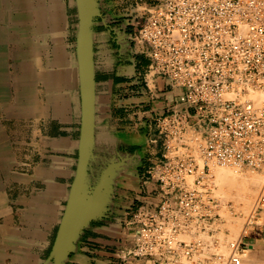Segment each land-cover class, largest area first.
<instances>
[{
    "label": "built area",
    "instance_id": "1",
    "mask_svg": "<svg viewBox=\"0 0 264 264\" xmlns=\"http://www.w3.org/2000/svg\"><path fill=\"white\" fill-rule=\"evenodd\" d=\"M145 9L133 42L160 106L150 112L152 158L141 180L160 202L127 213L118 264H186L204 245L184 233L220 218L212 168L264 173V0H155ZM254 209L264 210V190ZM242 240L214 254L215 264H243Z\"/></svg>",
    "mask_w": 264,
    "mask_h": 264
},
{
    "label": "crops",
    "instance_id": "2",
    "mask_svg": "<svg viewBox=\"0 0 264 264\" xmlns=\"http://www.w3.org/2000/svg\"><path fill=\"white\" fill-rule=\"evenodd\" d=\"M53 36V52L48 35L38 41L31 37L20 54L13 29L0 23V264H40L47 259L60 205L67 199L76 167L81 135L79 84L67 81L65 32L58 29ZM107 41L105 34L96 32L95 142L110 135L118 144L150 151L147 126L150 112L160 103L148 94L140 61L120 64L121 54ZM156 83L158 91L166 89L165 81ZM163 94L177 91L159 95ZM134 155L119 154L126 160ZM135 171L120 178L124 190L117 199L121 200L117 214H123L128 200L138 199L152 209L160 202L156 186L142 189V180L130 177ZM256 230L253 226L243 237L247 254L264 253V229ZM85 239L69 264H102L87 253Z\"/></svg>",
    "mask_w": 264,
    "mask_h": 264
},
{
    "label": "rangeland",
    "instance_id": "3",
    "mask_svg": "<svg viewBox=\"0 0 264 264\" xmlns=\"http://www.w3.org/2000/svg\"><path fill=\"white\" fill-rule=\"evenodd\" d=\"M154 2L155 0H103L101 7L103 21H99L100 18L97 20L101 25L98 28H105L108 25H112L111 22L113 20H119L120 26L116 28L117 31L120 32L129 28L131 29V32L133 34L132 37H134L135 33L138 31L141 23H143L147 15V11L145 8H149ZM0 23H2L3 25L9 24L11 26V29H13L15 39L14 42L19 44V50L21 52L20 54H22V51L26 49V44L30 41L31 37L34 36L36 41H38L40 39L42 40L44 36L48 37V35L51 39V52H53V49L55 48L53 34L55 33V31L57 32L56 29L58 28L59 31L63 32V34L65 32L68 67L66 73L67 81L69 83L78 82V72L74 48V35L76 30L75 26L77 23L74 0H0ZM119 28H122L123 30ZM103 31V29H98L96 32L103 33ZM120 46H122L123 60L126 61L127 64L131 63L130 59H132L134 62H137L138 60L141 61L143 66L141 68V71L142 74L145 75L149 62L142 54L137 53L138 49H136V46L134 45L133 38H128L126 36L125 39L120 40ZM40 53L42 54V50L40 51ZM151 86L153 87L152 84ZM148 94L151 97V93L149 92ZM119 145L122 144H118L117 138L115 137V140L113 141V137H111L110 135H106L102 139H99L98 144H96L95 146V150L93 153L94 158L91 161L88 171L89 185L93 188L98 182L102 172L106 168L113 164L118 165V167L114 171L113 181L110 184L112 187V208H117V203L121 201L117 200L121 198V193L124 190V185L123 182L120 181V178L124 173H129L125 171V168H128V165L130 163H134L135 161L139 160L138 163H143L142 168L139 169L141 170L140 175L142 176L144 175L146 168L150 163V158H152L151 148H149L150 151H146L142 148L141 151H138L136 153V155L129 158V160H126L125 157L121 158L119 156V154L122 155V153H120L119 151ZM217 168L218 167H213L211 172L213 173V169ZM75 170L76 167L74 168V172ZM139 170H137V172ZM238 172L248 177H255L258 180V193L254 202L252 203V206L249 208V210H245L246 212H243L244 209H242L240 205H237L235 201L230 198L231 196L227 198L226 195L230 192H228L227 194L226 192H224V194L222 192L223 189L219 188V186L216 184V181L214 182V175L211 174L212 181L215 183L214 195L215 197L217 195L216 199L219 203L218 213L220 215V218L217 217L215 219H212L211 221H204L197 225H193L188 231L190 232L194 230L196 233L195 236L197 235L196 238H193L191 240L188 239V241L187 239H184V237H182L183 240H185L186 242L188 241L187 243H195L201 241L204 245L202 247V250L199 249L196 252L193 260L189 262L186 261V264H215L213 255L216 254L219 250H223V247H226L229 250V243L239 240V238H233L232 232L229 231L231 224L233 226H236L238 232L241 234L244 232V229L246 227H248L249 233L252 230L253 226H256V231H259L258 228L264 229V210L255 212L254 209L255 203L260 193L264 190V173L248 168L241 169ZM141 176L139 177V179L141 178ZM66 201L65 203L60 205L59 222L64 213V209L67 203ZM127 202V207L124 209L123 214L120 215L118 222L111 225H104L107 228L99 226V232L92 231V229L96 228V226L92 224V228L85 234V236L90 239V244L85 245L87 253L89 255H92L93 258L99 259L102 264H118L119 260L117 254L119 246H122L123 235L121 234V232H123V229L125 228L127 213L130 212L131 209H135L141 205L138 199L128 200ZM236 207H240L242 210L238 208L239 211H237ZM253 212L254 217H250ZM58 226L52 234L51 248L56 238ZM203 235L207 236L208 238H210V240L213 241L205 242V240H203ZM220 235L223 236L224 239L227 238V244L225 241V245L223 244V242H220ZM229 235L232 236L229 237ZM244 235L242 236V238L244 237ZM98 239H108L110 240V242H112V244H105L101 240L97 241ZM214 242H217L219 245V248L216 247V252H214L215 247L212 246ZM220 243L223 247L220 245ZM123 246L125 247L124 244ZM243 264H264V253L260 254L258 252L256 253L250 251L247 256H244Z\"/></svg>",
    "mask_w": 264,
    "mask_h": 264
},
{
    "label": "water",
    "instance_id": "4",
    "mask_svg": "<svg viewBox=\"0 0 264 264\" xmlns=\"http://www.w3.org/2000/svg\"><path fill=\"white\" fill-rule=\"evenodd\" d=\"M103 0H74L76 9L75 57L81 97V135L73 181L60 219L49 256L42 264H69L78 244L92 224L108 218L111 212L114 171L118 165L106 168L96 185H89L88 171L94 158L95 142V27L100 26Z\"/></svg>",
    "mask_w": 264,
    "mask_h": 264
},
{
    "label": "bare ground",
    "instance_id": "5",
    "mask_svg": "<svg viewBox=\"0 0 264 264\" xmlns=\"http://www.w3.org/2000/svg\"><path fill=\"white\" fill-rule=\"evenodd\" d=\"M59 2V1H58ZM45 3V2H44ZM65 4V3H64ZM49 5V4H48ZM42 10V9H41ZM48 10V9H47ZM64 10V9H63ZM62 10V11H63ZM39 11V10H38ZM30 15V14H29ZM65 16V15H64ZM63 17V16H62ZM48 18V17H47ZM66 19V18H65ZM65 23V22H64ZM59 24H60V22H59ZM63 24V23H62ZM59 29V28H58ZM58 29H56L57 30V32H58ZM57 32L55 31V34H57ZM69 57V56H68ZM69 62V61H68ZM67 67V66H66ZM68 68V67H67ZM71 72V71H70ZM216 168V167H215ZM214 171H213V173H212V175H214V178H215V180H214V182L216 181V184L219 186V188H221V189H223L222 190V192L224 193V192H226V194L228 193V192H230L229 194H227L226 196H227V198L228 197H230V198H232L234 201H235V203L237 204V205H240V207L242 208V209H244V211L243 212H246L247 210H249V208L252 206V203L254 202V200H255V198H256V195H257V193H258V180L255 178V177H248V176H245V175H242V173L240 174L238 171H233L232 169H230V168H220V167H218L217 169H213ZM221 189H220V191H221ZM215 193V192H214ZM260 193V192H259ZM225 194V193H224ZM232 194V195H231ZM229 195V196H228ZM216 197H217V195H216ZM229 198V199H230ZM240 207H238V208H240ZM237 208V207H236ZM238 208H237V211H239L238 210ZM240 208V209H241ZM241 209V210H242ZM246 210V211H245ZM254 217V212L250 215V217ZM233 223V222H232ZM251 223V222H250ZM230 224H231V222H230ZM230 227V226H229ZM228 229V228H227ZM226 229V230H227ZM229 231L230 232H232V235H233V238L234 237H236V238H239V240L242 238V236L246 233L245 231H246V228L244 229V232L241 234V233H239L238 232V230H237V227L236 226H233L232 224H231V227H230V229H229ZM195 231L194 230H192V231H188V232H186L184 235H183V237H184V239H189V240H191V239H193V238H196V236H195ZM232 235H229V237L230 236H232ZM202 236V235H201ZM220 238V242H223V244H224V241L226 242L227 240V238L226 239H224V237L223 236H219ZM228 237V238H229ZM198 238V237H197ZM201 238V237H200ZM232 238V239H233ZM213 239V238H212ZM188 240V241H189ZM203 240H205V242L207 241V242H211V241H213V240H210V238H208L207 236H204L203 235ZM187 241V242H188ZM204 242V241H203ZM230 242V241H229ZM228 242H226V244H227ZM230 244V243H229ZM212 245V244H211ZM220 245H221V243H220ZM225 245V244H224ZM213 246V245H212ZM219 246V245H218ZM217 246V247H218ZM222 246V245H221ZM223 247V246H222ZM219 248V247H218ZM225 248V249H224ZM216 247H215V251L214 252H216ZM213 251V250H212ZM218 251V250H217ZM221 253H220V252ZM217 253H220V254H223L224 256H227L228 254H229V250H228V248H226V247H223V250H219ZM246 250H244L242 253H243V255H246L247 256V252H245ZM243 258H244V256H243ZM187 263V262H186Z\"/></svg>",
    "mask_w": 264,
    "mask_h": 264
},
{
    "label": "flooded vegetation",
    "instance_id": "6",
    "mask_svg": "<svg viewBox=\"0 0 264 264\" xmlns=\"http://www.w3.org/2000/svg\"><path fill=\"white\" fill-rule=\"evenodd\" d=\"M101 20L103 21V18H100L99 19V21H101ZM111 24L112 25H108L105 28H98L97 27L96 28V31L98 29H103L104 31H103L102 34H105L106 35V38L108 39L107 44L110 45V48L112 47V49L118 50L119 51L118 53L121 54V56L119 57L120 64L130 65V63L127 64L126 61L123 60L122 46H120V40L125 39L126 36L128 38L129 37L133 38L132 37L133 34L131 32V29L127 28V29L123 30L122 28H119V29H121L123 31L118 32L116 28L120 26V21L119 20H113L111 22ZM117 42L119 44H117ZM113 46H114V48H113ZM137 53H139L138 50H137ZM140 63L142 65V62L141 61H140ZM119 146H120L119 147V151L122 154L124 153V154L134 155L137 151L141 150V149H138L136 147H129L126 144H122V145H119ZM138 161H135L134 163H130L128 165L129 172L133 171V169L136 170L135 172H132V174L130 175V177L133 176L134 178H137V179H139V177L141 176L140 175L141 174V170H139V169L142 168V164H143V163L142 164L141 163H138ZM141 162H142V160H141ZM137 170H139V171L137 172ZM142 177H143V175L141 176L140 179H142ZM142 189H143V187H142ZM119 217H120V214H117V212L115 211V207L114 208L111 207V212H109L108 218H105V219H103L100 222L93 223V225L96 226V227H99V226L100 227H106L104 225H111V224H115L116 222H118ZM123 236H125V234ZM84 237H86L85 242H84L85 245L90 244V239L87 236H84Z\"/></svg>",
    "mask_w": 264,
    "mask_h": 264
}]
</instances>
